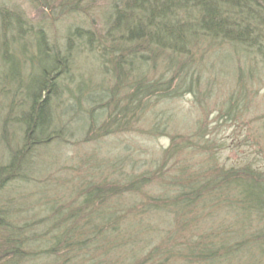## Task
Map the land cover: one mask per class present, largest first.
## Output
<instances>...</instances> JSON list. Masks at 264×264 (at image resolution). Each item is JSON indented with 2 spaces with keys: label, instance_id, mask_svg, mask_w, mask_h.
<instances>
[{
  "label": "trees",
  "instance_id": "1",
  "mask_svg": "<svg viewBox=\"0 0 264 264\" xmlns=\"http://www.w3.org/2000/svg\"><path fill=\"white\" fill-rule=\"evenodd\" d=\"M31 3L45 16L58 15L77 23L66 28L61 52L55 43L49 44L42 26L34 30L29 25L24 11L0 7V68H5L1 82L22 99L18 107L10 105V113L17 110L19 114L4 115L0 122L6 148V160L0 164V193L9 183H24L36 151L64 140L56 103L65 94L67 103L59 113L74 112L79 124L84 120L86 142L131 131L151 100L165 101L192 91L201 77L197 68L213 47L238 48L260 57L264 65V0ZM13 44L17 48L10 51ZM74 50L92 55L97 63L103 75L97 91L90 90L83 79L73 80ZM27 65L29 70L24 72ZM238 74L242 80L244 73ZM253 74L254 70L252 78ZM105 75L114 86L105 87ZM241 80L238 86L243 90ZM247 96L242 94L243 101ZM82 100L90 107L84 117L76 113ZM235 109L230 105L224 113L228 116ZM102 116L106 120L96 127ZM10 121L21 133L14 145L9 142ZM156 127L153 133H158ZM204 140L202 125L191 137L171 136L161 166L151 177L128 176L122 184L90 183L77 191L79 204L65 214L49 205L47 222L53 224L50 234L40 237L45 248L40 251L31 249V241L37 242L28 237L29 223L15 225L11 215L15 208L0 206V264H36L42 258L49 259V264H252L248 250L264 251V169H255L251 162L228 168L215 165L199 151L210 149V141ZM195 154L202 160L193 170L185 162ZM169 161L172 165L166 174L171 170L173 174L165 181L162 172ZM156 179L163 184L160 197L147 196L141 205L119 215L106 210L110 201L139 194ZM154 217L164 220L168 229L151 228ZM235 218L242 226L234 224ZM144 221L147 224L142 226ZM150 232L147 243L157 244L134 257ZM123 249L121 255L130 259L118 255ZM88 251L93 253L90 263Z\"/></svg>",
  "mask_w": 264,
  "mask_h": 264
},
{
  "label": "rangeland",
  "instance_id": "2",
  "mask_svg": "<svg viewBox=\"0 0 264 264\" xmlns=\"http://www.w3.org/2000/svg\"><path fill=\"white\" fill-rule=\"evenodd\" d=\"M13 6L24 11L27 22L34 30L42 26L49 44L55 43L58 49L63 51L66 28L73 22L77 23L76 21L58 15L45 16L44 12L35 9L31 0H0V7ZM11 46L10 51L17 48L14 44ZM245 52L226 45L211 48L210 54L203 57L202 64L197 68L200 70L201 77L193 90L165 101L151 100L143 115L128 132L84 142L86 136V132L82 131L84 120H80L79 124L78 119L73 116L74 112L63 115L59 113L67 103V94L62 97V101L61 99L57 101L59 128L63 129L64 140L36 151L32 169L28 172L24 183H9L0 193V206L8 205L15 208L11 214L13 223L17 226L29 223L28 237H35L34 240L37 242L31 241V249L33 251L45 249L39 242L42 234H50L49 230L53 224V221L47 222L48 216L50 217L47 208L49 205L53 203L56 209H60L65 214V211L79 204L76 198L77 191L90 183L108 180L122 184L127 181L128 176L137 177L147 174L151 177L161 166L163 151L169 146L171 136L191 137L199 125L205 127L204 141H210L209 150L199 151L204 155L207 154L211 158V163L228 168L251 162L255 169L263 170L264 65L260 57ZM73 61V66L70 68L73 80L77 82L83 79L90 90L97 91L103 75L98 71L93 56L84 51L75 52L74 50ZM27 70H29L28 65L24 72ZM252 70H254L253 78L250 76ZM1 71H5V68H0V122L4 115L10 113V105L18 107L17 104L22 101L19 94H13L14 90L8 84L1 82ZM238 71L244 73L242 80L238 78ZM104 77L105 87L114 86V81H111L108 75ZM240 80L244 85L243 90L238 86ZM69 87L73 88V85ZM240 91H242L241 94H239ZM244 92L248 96L243 101ZM73 103L75 100L72 105ZM230 105H235L237 109L227 116L224 112ZM88 108H90L89 105L82 100V108L76 113L83 114V117L88 116L86 114ZM18 114L17 110H13L9 115L16 117ZM105 120V116L99 117L95 123L96 127L101 126ZM155 126L158 133L151 131ZM8 132L9 142L14 145L21 136L18 125L10 121ZM253 134L254 143L251 141ZM5 157L6 148L1 140L0 130V164H4ZM201 160L202 158L195 154L185 164L190 165L194 170L197 169L194 166ZM171 163L169 161L163 168L162 174H165V181H169L170 175L173 174V170L169 175L166 174ZM158 180L151 181L139 194L125 195L115 199L116 201H110L108 205L106 204V210H115L119 215L123 211H129L132 206L141 205L147 196L160 197L163 184L157 182ZM262 213L264 215V208ZM154 218L151 220L154 224L151 228H156L155 225H158L162 231L168 229L164 220L161 223L160 218ZM144 222L142 226L147 224L146 221ZM234 224L237 227L242 226L240 219ZM254 228H258L255 222ZM121 229L124 232V226L121 225ZM125 234L129 235L127 231ZM140 234L142 237V232ZM146 235H148L146 241L141 243L135 251L136 258L157 244V242L147 243L152 237V232ZM125 249L119 251L118 255L123 259H130L128 256L121 255ZM248 253L251 254L248 262L264 264V251L261 254L252 247ZM92 254L91 251L86 252V260L89 263L93 260ZM48 262L49 259L42 258L37 260L36 264H49Z\"/></svg>",
  "mask_w": 264,
  "mask_h": 264
}]
</instances>
